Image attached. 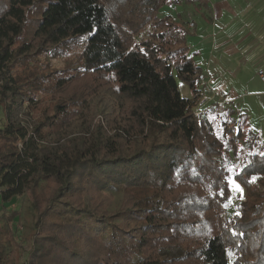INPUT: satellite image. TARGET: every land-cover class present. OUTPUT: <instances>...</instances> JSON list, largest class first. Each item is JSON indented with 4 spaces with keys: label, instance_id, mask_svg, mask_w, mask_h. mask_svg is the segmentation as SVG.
Returning a JSON list of instances; mask_svg holds the SVG:
<instances>
[{
    "label": "trees",
    "instance_id": "1",
    "mask_svg": "<svg viewBox=\"0 0 264 264\" xmlns=\"http://www.w3.org/2000/svg\"><path fill=\"white\" fill-rule=\"evenodd\" d=\"M182 1L195 0H0V198L28 194L36 213L27 264H264V148L226 217L221 158L258 136L241 110L216 128L182 95L204 70L191 32L159 16ZM23 247L0 226V264Z\"/></svg>",
    "mask_w": 264,
    "mask_h": 264
},
{
    "label": "rangeland",
    "instance_id": "2",
    "mask_svg": "<svg viewBox=\"0 0 264 264\" xmlns=\"http://www.w3.org/2000/svg\"><path fill=\"white\" fill-rule=\"evenodd\" d=\"M159 16H172L173 19L181 22L191 34L192 32L194 33L196 24L199 25L202 19L210 22L212 21L213 23L216 21L222 22L226 25V32H223L221 27L217 25L216 38H227L226 40H229V44L234 47V53L228 58H232L234 62L233 66H236L235 72L237 75L234 76L232 70L229 73V78L231 82L237 84L239 88L237 91L239 97L234 106L249 104L252 107L253 114L250 116L252 123L249 117L248 120L250 127L258 136L256 141L258 145L252 148V150L248 149L246 140L249 139L246 137L238 142V148L235 152L228 150L221 160L222 165L227 169L234 164L238 168H242L247 158V153L261 152L264 148V80L258 74L259 70L264 71V0L182 1L177 4H165L161 6L159 9ZM190 23L194 24L192 28L189 27ZM150 29L151 27L148 26L136 37V39L140 40L142 37H147ZM78 51L79 50L72 49L59 57L48 58L50 65L54 69L63 70L66 68L67 62H72L78 57ZM196 56L197 55L194 56V60L198 63ZM214 82L215 80L211 77L206 81L205 85L203 84V88L200 92L197 91L196 94H193L188 85L179 80L182 95L197 100L198 103L196 106L201 101L205 100L206 103L203 105L205 110L200 116L209 117L210 120H213L216 128H219L220 122L222 120H230L231 114L236 119L235 110L239 108L232 107L230 105L231 102L222 100L224 98H221V101H224L223 106L215 101L212 95L217 91V86L213 84ZM101 102L103 110H112L113 104L110 100L102 99ZM28 111V108L24 107L21 117L32 123L33 120ZM96 119H99V116ZM4 123V114L0 111V127H2ZM243 128L245 130L250 129L246 127V125H244ZM254 176L258 178L263 177L261 174ZM238 183L243 188V193L231 191L229 195V197H231V204L227 208L224 207V214L226 217H229L236 210L240 201L245 200L246 189L239 181ZM257 185L260 189L264 190V186L259 183ZM1 189L2 187L0 185V193ZM107 194L113 198V207H117L121 203V191L111 190L108 191ZM35 215L36 213L32 208L28 194L15 196L7 202L2 201L0 198V226H8L14 238L24 246L23 249L20 250V259H18L17 264H27L26 252L31 246L34 235L33 224Z\"/></svg>",
    "mask_w": 264,
    "mask_h": 264
},
{
    "label": "crops",
    "instance_id": "3",
    "mask_svg": "<svg viewBox=\"0 0 264 264\" xmlns=\"http://www.w3.org/2000/svg\"><path fill=\"white\" fill-rule=\"evenodd\" d=\"M216 22L213 23L212 21L210 22L202 19L199 25L196 24L194 33L192 32L189 37L191 49L197 52V62L204 70V75L198 85V91L200 92L203 88V84L205 85L206 81L212 77V79L215 80L213 84L217 86V91L212 95L215 101L218 102L221 101V98H224L222 100L231 102L230 105L232 107L239 108L251 121L250 116L253 114V110L249 104L243 105L241 103L242 105L240 106H234L239 97L237 92L239 88L237 84H233L229 78V73L232 70L234 76L237 75L235 72L236 66H233L234 62L232 58L228 59L229 56L234 53V47L229 44V40H226L227 38H216L217 25L221 27L223 32H226V25L222 22H217L218 24Z\"/></svg>",
    "mask_w": 264,
    "mask_h": 264
},
{
    "label": "snow or ice",
    "instance_id": "4",
    "mask_svg": "<svg viewBox=\"0 0 264 264\" xmlns=\"http://www.w3.org/2000/svg\"><path fill=\"white\" fill-rule=\"evenodd\" d=\"M239 131V130H238ZM243 168H238L235 164L232 165V167L226 169L224 175H223V181L226 185V187L229 189V191H235L238 193H243V188L238 183L237 177L240 175V173L243 171ZM258 179V177H251L249 180V183L255 182V180ZM220 195L224 194L223 189H221ZM242 198V196H241ZM231 204V197L228 198V201L224 204V207L227 208ZM240 213L237 211L235 215H239Z\"/></svg>",
    "mask_w": 264,
    "mask_h": 264
},
{
    "label": "built area",
    "instance_id": "5",
    "mask_svg": "<svg viewBox=\"0 0 264 264\" xmlns=\"http://www.w3.org/2000/svg\"><path fill=\"white\" fill-rule=\"evenodd\" d=\"M193 26H194L193 23H190V24H189V27L192 28ZM258 74H259V75L263 78V80H264V71H263V70H259V71H258ZM204 103H206L205 100L201 101L197 106L194 107V113H195L197 116L201 115V114L204 112V110H205V107L203 106ZM218 103H219L221 106H223L224 101H218Z\"/></svg>",
    "mask_w": 264,
    "mask_h": 264
}]
</instances>
